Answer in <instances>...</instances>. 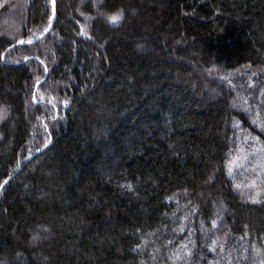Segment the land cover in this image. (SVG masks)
I'll list each match as a JSON object with an SVG mask.
<instances>
[{"label":"trees","instance_id":"1","mask_svg":"<svg viewBox=\"0 0 264 264\" xmlns=\"http://www.w3.org/2000/svg\"><path fill=\"white\" fill-rule=\"evenodd\" d=\"M15 5L0 264H264V0Z\"/></svg>","mask_w":264,"mask_h":264},{"label":"water","instance_id":"2","mask_svg":"<svg viewBox=\"0 0 264 264\" xmlns=\"http://www.w3.org/2000/svg\"><path fill=\"white\" fill-rule=\"evenodd\" d=\"M51 1V21H50V24L48 26V28L42 33L40 34L39 36L37 37H34L32 39H29L27 41H19V42H16L14 44H12L5 53H3L2 55V60L4 61V57H5V54L10 51L12 48H16V47H24V46H31L35 43H37L38 41L42 40L52 29L53 25H54V22H55V17H56V11H55V0H54V4H53V0H50ZM25 62V61H24ZM22 62V63H24ZM20 63V64H22ZM47 77V71L45 72V76L44 78L42 79V81H40L38 84H36L35 88H34V92H33V102L34 104H37L36 101H35V94H36V90L37 88L44 82V80L46 79ZM51 142V138L49 139V142L42 148V149H39L37 151H35L32 155L26 157L23 161L27 162V161H30L31 159H33L37 154H39L40 152H42L45 148H47V146H49V143ZM20 170V168L18 169V171ZM17 171V172H18ZM16 174V173H15ZM15 174L9 178H7L3 184L1 185L0 187V192L2 190V188L6 185L7 182H9L14 176Z\"/></svg>","mask_w":264,"mask_h":264},{"label":"rangeland","instance_id":"3","mask_svg":"<svg viewBox=\"0 0 264 264\" xmlns=\"http://www.w3.org/2000/svg\"><path fill=\"white\" fill-rule=\"evenodd\" d=\"M8 1H10V0H8ZM14 2L16 3V5L9 7V9H11L9 12V15L12 16V19H9L3 25L6 26L8 31H10V29L12 30V33L9 32L10 34H8V36L11 39L17 38L18 41H23L24 36L22 35V28H21L23 25H21V24L19 25L18 22L15 23L14 19H13L14 18L13 15H15V11H17L19 8V7H17V5H22L23 7H26L28 4V0H14ZM242 75H244V74H242ZM252 94H253V92H251L249 95H252ZM261 94H264V91H261ZM3 117H4V112L1 111L0 112V122L2 121L1 119Z\"/></svg>","mask_w":264,"mask_h":264},{"label":"snow or ice","instance_id":"4","mask_svg":"<svg viewBox=\"0 0 264 264\" xmlns=\"http://www.w3.org/2000/svg\"><path fill=\"white\" fill-rule=\"evenodd\" d=\"M53 4H54V0H53ZM121 18H122V16L119 13L113 14V15L107 17L108 22L111 24H117L121 20ZM33 239H36V237H33Z\"/></svg>","mask_w":264,"mask_h":264}]
</instances>
